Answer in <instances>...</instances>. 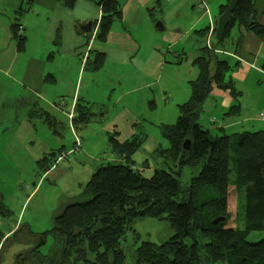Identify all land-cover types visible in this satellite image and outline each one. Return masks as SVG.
Here are the masks:
<instances>
[{
  "label": "trees",
  "instance_id": "trees-1",
  "mask_svg": "<svg viewBox=\"0 0 264 264\" xmlns=\"http://www.w3.org/2000/svg\"><path fill=\"white\" fill-rule=\"evenodd\" d=\"M52 1L72 10L77 0ZM90 1L96 6L106 2ZM227 3L225 0V4L220 6L219 14ZM22 11L21 8L16 11L19 14H15L17 18L10 25L11 39L18 53L24 51L25 42L19 33L21 24L18 17ZM263 13L262 0H239L222 40L217 44L210 43L208 47L200 44L193 60L198 75L189 83L190 97L178 106L179 115L173 125H161L160 131L168 146L151 153L152 159L160 161V167L154 169L149 177H144L140 170L134 168L132 158L143 143V136L134 133L121 140L115 130L106 133L105 147L110 160L95 167L80 196L67 201L55 218L52 232L58 240L57 253L64 262L72 259L73 264L80 261L86 264H123V244L128 243L126 235L130 222L136 217H153L167 220L173 235L158 245L144 241L137 248H130L133 264H264V236L255 242L247 240L252 232H264V131L229 136L226 161L231 179L228 180L219 176L221 138L211 136L197 124L198 113L212 87L228 90L232 97L237 94L224 84V73L229 66L217 56V51H225L220 46L224 37L229 38L231 30L239 27L264 42V26L259 24ZM120 16L119 12L102 14L98 23H93L94 27L97 26L94 40L105 43L112 23ZM207 31L208 28L196 31L197 38L207 39ZM60 40L58 32L54 45L58 46ZM89 55L83 69L95 73L104 65L105 55L96 51ZM19 102L28 105L27 114H34L35 121L44 125L53 136H62L66 130L70 131L66 124H54L53 117L39 108L38 97L33 93ZM106 113L101 104L79 97L69 116L70 128L79 133L89 123L101 120ZM186 139L191 144L189 152L182 149ZM76 143L80 147H76ZM80 148L81 139L77 138L68 148L61 146L44 153L37 162L42 176L54 164V152L58 155L72 151L74 158V153ZM198 166V173L194 176L190 173L182 183L183 171ZM120 169H126L127 178H118ZM230 187L238 191L239 216L235 219L242 221L240 227L229 225ZM6 213L0 204V214L6 216ZM220 218L223 220L213 224ZM77 256L82 260H77ZM38 258L44 257L39 255Z\"/></svg>",
  "mask_w": 264,
  "mask_h": 264
},
{
  "label": "rangeland",
  "instance_id": "rangeland-1",
  "mask_svg": "<svg viewBox=\"0 0 264 264\" xmlns=\"http://www.w3.org/2000/svg\"><path fill=\"white\" fill-rule=\"evenodd\" d=\"M117 1L122 4L120 0ZM15 3L17 11L20 7L25 12L32 11V14H38V6L41 8L43 4L42 0H34V6L30 9L29 0H25L23 4L21 0ZM193 5H189L188 0H173L168 4L162 2L161 5L153 1L135 12L141 14L136 16V19L144 22L145 27L138 31L128 29L124 35L118 33L116 24L113 23L108 41L105 42L106 47L111 49L110 54L96 73H82L80 88V96L90 95L92 101L104 103L107 113L104 119L89 123L77 134L81 139V148L74 153V158L71 155L70 158L56 161L59 154L54 152V164L50 167L51 172L45 176H42L43 173L37 166L43 154L61 146L68 148L73 139L76 141V133L70 128L71 111L66 117L68 122L64 123L70 131L66 130L62 136H53L44 125L35 121L34 114H27L28 105L25 103L19 102L17 107L10 108L18 93L16 78L13 71L0 66V204L7 211L6 216L0 214V233L7 234V238H3L1 243L3 247L0 249V264H13L15 256H19V252L29 245L37 244L38 252L42 256L53 257L56 254L53 249H56L58 240L52 228L60 208L65 206L67 201L79 197L95 167L110 158L105 145L98 139V136L105 134L106 122L116 120V127L120 129L119 136L123 140L134 133L143 136V143L132 158L135 162L134 168L140 170L144 177H149L154 169L160 167V161L151 157L155 149L168 146L160 127L173 125L179 115L178 106L188 101L189 83L198 75L193 60L200 44L208 47L209 43L208 39L198 40L197 37V41L192 42V36L194 31L205 29L210 24L215 27L219 15V11L211 9L210 5H207L208 12L198 11ZM135 10L134 8L132 12ZM0 12L2 13V9ZM157 22L161 23L162 31L155 30L154 25ZM227 40L228 37L225 36L220 44L225 51L229 49ZM98 44L100 43L97 41L93 42V47H102ZM120 47L133 50L128 59L144 74L141 83L146 81L148 84L145 87L140 86L131 91L112 79L113 73L124 69L118 66L111 56L118 53ZM233 51L235 50H232V53ZM8 55L10 59V52ZM217 56L229 66L224 73V84L230 86L237 94L232 97L228 90L222 91L212 87L198 113L197 124L211 136L221 138L219 176L230 180L226 161L229 136L264 130V120L258 118L262 110L257 107L260 101L264 103V80L261 78L263 82L260 84L255 82L260 77L237 80V62L230 56ZM21 68L19 65V69ZM47 94L44 90L43 95ZM4 99L7 102H4ZM65 101L70 103L67 98ZM122 111L125 113L121 114ZM44 112L53 117L54 124L59 122L47 110ZM114 129L117 130L115 127ZM100 158L102 160H99ZM198 171L199 166L191 170L186 168L182 173L181 182H186L190 173L194 176ZM118 178H127L126 169H120ZM238 197V191L230 187L229 225L237 224L240 227L242 221H236L239 216ZM129 228L126 235L128 243L123 244V264H133L130 248L135 249L144 241L158 245L173 235L167 220L153 217H136L130 222ZM262 236L264 232H252L247 240L255 242ZM37 261L40 262H37L38 264L43 262L38 259ZM72 262V259L67 261L68 264H73ZM76 264L86 263L80 261Z\"/></svg>",
  "mask_w": 264,
  "mask_h": 264
},
{
  "label": "crops",
  "instance_id": "crops-1",
  "mask_svg": "<svg viewBox=\"0 0 264 264\" xmlns=\"http://www.w3.org/2000/svg\"><path fill=\"white\" fill-rule=\"evenodd\" d=\"M5 1L0 0V6L2 7L0 8V10L2 9V13L0 12V66H5L9 71H13V76L16 78L15 85L18 93H16L14 101L11 104H13V107H17L19 100L33 93L38 97L39 108L43 111L47 110L62 124L66 122L68 112L72 111L74 103L79 97L104 106V103L92 101L90 95L80 96V88L82 73L89 72L83 69V64L90 52L103 53L106 59L111 50L110 47H106L107 43L98 44L102 45V47H93V42H96L94 40L97 29L96 25L93 37L87 40L75 34L73 28L74 22L91 20L93 23H98L102 14L110 15L119 12L121 16L114 20V22L119 31L118 33L124 35L128 29L130 31H138L145 27L144 25L146 24L144 22H139L136 19V16L141 15L135 14L137 10L148 6L153 1L157 5H161L162 2L165 4L173 2V0H120L122 2L120 4L117 0H106L101 6H96L90 0H77L72 10H66L52 0H42L43 4L41 8L38 6V14H32V11H24L18 17V21L21 24L19 33L25 38L24 51L18 53L16 52V44L11 39L10 31V25L16 17L17 3L15 1L17 2V0ZM200 1L206 5V12L209 11L207 5H210L211 9H216L215 11L218 12L225 0ZM262 1L264 3V0ZM21 2L23 4L25 0H21ZM197 2L199 0H188L189 5L194 4L193 7ZM33 6L34 0H29V8L31 9ZM134 8L136 10L132 12ZM113 23L111 28L114 25ZM259 24L264 26V13L260 16ZM213 26L210 24L207 27V36L210 30L214 29ZM58 32L61 40L60 44L55 46L53 40ZM129 34L131 35L130 32ZM196 37L195 33L192 36V42L197 41ZM136 40L138 39L136 38ZM226 44L230 50L217 51V54L230 56L237 62L239 71L235 75V78L243 80L244 78L251 77L249 78L251 80L254 77H260L255 82L257 84L262 83L261 78L264 80V42L253 33H248L242 28L237 27L231 30ZM232 50L235 51L232 53ZM8 52H10V59ZM132 52V49L120 47L118 53L111 55L113 61L118 66L124 68L119 73H113L112 79H115L117 84L127 87L128 90L135 91L140 86H142L141 88L145 87L148 83L146 81L141 83L144 74L130 63L131 61L128 58ZM19 65L22 66L21 69H19ZM44 90L48 92L47 97L43 95ZM66 98L69 99L70 103L65 101ZM4 102H7L6 99H4ZM56 103L59 105H55ZM12 106L10 108H13ZM257 107L262 110L258 118L264 120V103L260 101ZM5 109L9 110L8 107H5ZM64 112L66 113L65 116ZM124 113V111L121 112V114ZM98 121L100 120L93 122ZM116 125L117 123L114 119L106 122L104 126L105 134L98 136L99 142L106 146V133L115 130L114 127L117 129L115 131L120 134V129ZM77 138L80 139L78 135L76 136ZM119 138L123 140L120 136ZM99 160H102V158ZM3 238L6 239L7 234L2 235ZM2 239L0 243H2Z\"/></svg>",
  "mask_w": 264,
  "mask_h": 264
},
{
  "label": "water",
  "instance_id": "water-1",
  "mask_svg": "<svg viewBox=\"0 0 264 264\" xmlns=\"http://www.w3.org/2000/svg\"><path fill=\"white\" fill-rule=\"evenodd\" d=\"M239 0H228L227 6L224 9V11L218 15L217 19H216V23H215V27L213 30V34L209 39V42L211 44H217L219 43L223 36H224V31L227 28V26L229 25L230 22V15L231 13L234 11V9L236 8L237 4H238ZM73 28H74V32L76 35L82 36L84 39H91L94 35V26H93V22L91 20H87L85 22H80V21H76L73 24ZM155 30L158 31H162V25L161 23L157 22L154 25ZM190 141L188 139L184 140L183 144H182V149L185 152H189L190 151ZM223 220L222 218L220 219H216L213 224H216L218 221ZM53 252H55L58 256H60V253H57V249H53ZM84 251L82 254V257L84 256ZM79 255V253H78ZM48 258V257H47ZM43 258H40L39 260L42 261ZM81 259V257L77 256V260Z\"/></svg>",
  "mask_w": 264,
  "mask_h": 264
},
{
  "label": "flooded vegetation",
  "instance_id": "flooded-vegetation-1",
  "mask_svg": "<svg viewBox=\"0 0 264 264\" xmlns=\"http://www.w3.org/2000/svg\"><path fill=\"white\" fill-rule=\"evenodd\" d=\"M38 251L39 249L37 244L33 246H27L23 251L19 252V256H15L13 264H38L37 262L39 261H37V259L39 260L38 256L40 255ZM21 252L22 254H20ZM43 257L42 264H68L67 261L64 262L57 254H55L53 257L51 255H46ZM46 257L48 258L46 259Z\"/></svg>",
  "mask_w": 264,
  "mask_h": 264
},
{
  "label": "built area",
  "instance_id": "built-area-1",
  "mask_svg": "<svg viewBox=\"0 0 264 264\" xmlns=\"http://www.w3.org/2000/svg\"><path fill=\"white\" fill-rule=\"evenodd\" d=\"M195 8H196L198 11H203V12H206V11H207L206 5H205L203 2H201L200 0H199V2L196 3ZM212 32H213V30L211 29L210 32H209V34H208V36H207L208 41H209V39H210V36H211ZM207 39H206V40H207ZM209 43H210V42H209ZM209 43H208V46H209ZM76 147H80V144H79V143H76ZM71 155H72V151H69V152H62V153H60V154L57 156L56 161H60L61 159H64V158H70Z\"/></svg>",
  "mask_w": 264,
  "mask_h": 264
}]
</instances>
